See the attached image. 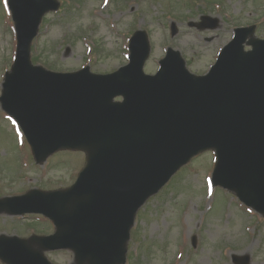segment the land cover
Masks as SVG:
<instances>
[{
	"label": "water",
	"instance_id": "water-1",
	"mask_svg": "<svg viewBox=\"0 0 264 264\" xmlns=\"http://www.w3.org/2000/svg\"><path fill=\"white\" fill-rule=\"evenodd\" d=\"M8 6L17 46L2 109L22 129L37 163L58 150L82 151L86 161L66 190L0 200V213L41 214L55 227L47 237L1 236L3 263L51 264L44 252L69 250L72 264H125L139 208L207 150L216 158L212 184L264 216V40L253 38V28L235 30L201 77L172 50L155 76L145 75L150 47L143 31L130 40V63L116 72L96 75L87 67L60 74L30 61L40 21L59 3L8 0Z\"/></svg>",
	"mask_w": 264,
	"mask_h": 264
},
{
	"label": "rangeland",
	"instance_id": "rangeland-1",
	"mask_svg": "<svg viewBox=\"0 0 264 264\" xmlns=\"http://www.w3.org/2000/svg\"><path fill=\"white\" fill-rule=\"evenodd\" d=\"M57 1L58 10L43 16L31 46L36 65L53 72L86 66L95 74L115 71L128 63L129 38L136 30L147 33L151 46L147 74L158 70L167 48L181 54L191 73L203 75L231 39V29L254 25L256 37H264V0ZM202 13L217 19L219 27H188ZM172 23L177 28L173 37ZM15 47L6 0H0V93ZM214 161L211 152L194 158L144 204L131 229L125 264H232V254H248L251 264H264V220L228 192L211 187ZM83 162V154L67 151L35 165L18 127L0 108V198L32 188H67ZM32 217L2 214L0 235L27 238L53 231L43 218ZM45 255L52 264L72 263L67 251Z\"/></svg>",
	"mask_w": 264,
	"mask_h": 264
}]
</instances>
